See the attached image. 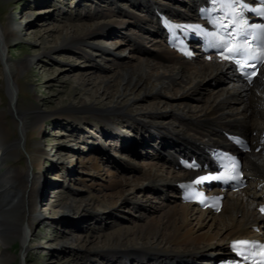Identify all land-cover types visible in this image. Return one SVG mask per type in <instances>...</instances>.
<instances>
[{
	"label": "bare ground",
	"instance_id": "6f19581e",
	"mask_svg": "<svg viewBox=\"0 0 264 264\" xmlns=\"http://www.w3.org/2000/svg\"><path fill=\"white\" fill-rule=\"evenodd\" d=\"M178 1L187 6L186 10L167 4L160 5L154 0H134L135 5H140L142 11L133 13L118 5L117 0H105L110 7L103 14L108 18L104 24H67L53 30L60 31L59 39L62 44L75 47L71 44H91L92 38L112 35L115 29L121 28L126 22L130 24L133 22L140 28L141 37L145 39L148 36H144L143 33L152 35V32L159 34L161 31L157 18L154 17L156 10L172 15L193 13L194 0L191 2L188 0L190 3L186 0ZM119 16L126 17L127 20L117 19ZM24 17L29 18L28 14ZM13 22L10 16L5 19L4 24L0 21V59L4 63L3 79L9 95L6 109L0 103V264H14L15 261L17 264H28L26 258L29 253L31 230L33 224L39 221L36 206L46 195L41 176L46 153L39 141H32L29 136L36 133L34 128L40 132L41 124L49 116L47 117L45 112L41 113L39 110L32 111L29 115L21 107L17 84L32 61L29 59L22 62L10 61L4 56L6 44L20 37L21 23L15 26ZM46 33L51 35L48 31ZM44 40L45 35H42L41 43L44 44ZM161 40L154 39L158 51L154 55L153 52H147V49L141 48L137 37L130 38L135 53L141 54L142 57L134 55L128 61H122L121 57L115 71L112 74L97 77V81H94L95 71L81 76L80 80L83 84L94 83L97 94L99 93L101 97H112L115 103L110 106L82 103L80 107L75 106L77 113L69 118L76 121V124L82 125L86 117L80 114L90 113L101 120L107 129H110L114 125V118L111 120L110 115L122 114L118 117L125 118L122 121L125 127L132 128L133 134L139 133L137 141H134V144L132 141L123 142L116 132L113 133L112 139L115 138L119 143L121 142L125 152H136L134 148L138 144L146 149L145 152L156 150L155 154L162 159L161 163L143 166L138 172H133L130 167L124 166V170L130 171V175L110 185L120 187L123 192L126 182H130L129 185L132 188H135V185H142L143 188L154 191L158 189L160 190L158 193L162 195L169 191L168 194L172 199L174 195L179 196L172 192L175 181L190 178L196 174V171L202 170V168L195 171L182 168L177 162L179 154H189L191 157L206 161L209 147L224 142L223 131H237L248 135L255 146L260 148L259 151L245 154L244 166L249 175L250 186L237 192H227L219 212L197 208L194 204L181 203L183 205H180L179 201V203H169L165 206L163 215L157 220L151 217L144 224H135L106 234L102 241L112 243V248L107 249L105 253L95 251V254L100 256L104 253L108 263L134 264L130 261L135 260L139 264H208L215 255L227 250L229 239L253 232L252 226L260 221L255 204L264 194V98H261L264 96V66L262 77L259 79L256 77L254 84L249 86L232 72L230 64L206 60L200 54L192 58L184 57L171 49L163 41L164 39ZM112 55L115 56V54ZM163 60H167L168 64ZM226 66H228L227 69H231L227 70ZM183 93V98L179 97ZM127 96L131 97L124 100L123 98ZM163 96H169L170 99L164 101ZM147 97L152 101L144 109L155 114L146 116L152 123H148V126L144 122L132 121L135 119L131 116L134 114L132 112L142 111L135 105ZM185 98H191L193 103L185 101ZM168 106H171L176 114L173 116V112H166L159 116L158 112ZM7 113L12 116L15 131L6 121ZM170 118L175 120L173 124ZM257 119L262 120L257 122ZM166 124L173 126V130H177L181 137L166 136L164 129H161V125L166 126ZM30 128L32 130H29ZM141 131L144 132V136H141ZM87 137L91 138L90 135ZM91 141L94 140L91 139ZM21 148L27 152V156L23 158L24 161L21 160L22 158L19 160ZM99 155L105 158L106 153L101 151ZM17 158L21 161L19 165L15 161ZM98 158H91L92 167L98 168ZM23 165L26 169H21ZM42 190L43 193H41ZM76 201L92 203L99 201V198L94 195L78 199L62 196L60 205L70 210L71 204ZM206 224L209 227L208 230L200 229ZM90 238L86 234L82 240L87 241ZM129 241L135 244L134 249L127 246ZM14 245H19V255H15L12 251ZM185 255L190 257L185 258ZM194 256L205 258L201 260Z\"/></svg>",
	"mask_w": 264,
	"mask_h": 264
},
{
	"label": "rangeland",
	"instance_id": "374dc122",
	"mask_svg": "<svg viewBox=\"0 0 264 264\" xmlns=\"http://www.w3.org/2000/svg\"><path fill=\"white\" fill-rule=\"evenodd\" d=\"M154 1L160 5L173 4L180 10L185 5L178 0ZM117 4L133 13L142 11L140 5H135L134 0H117ZM109 7L105 0H0V21L4 24L5 19L10 16L14 21L13 25L17 26L21 23L20 37L11 40L4 47L5 58L16 62L25 59L32 61L17 84L21 107L29 115L32 111L39 110L49 116L41 124L40 132L34 128L36 133L29 136L32 141H39L46 153L41 170L42 185L44 184L46 195L44 199H39L36 206L39 221L36 220L37 223L33 224L31 230L29 253L26 258L28 264H115L108 263V259L104 256L105 251L112 248V243L102 241L106 234L135 224H144L151 217L157 220L163 215L167 204L179 203L174 196L170 198L169 191L162 195L158 193L160 191L158 189L154 191L143 188L142 185H135V188H132L130 182H126L122 192L120 187L110 185L130 175V171L124 170V166L130 167L133 172H138L143 166L162 162L157 158L156 150L145 152L146 149L137 144L134 148L136 152H125L122 143L115 138L112 139L113 133L116 132L123 142L132 141L134 144V141H137L139 133L133 134L132 128L125 127V123H122L125 118L118 117L122 114L110 115L111 120L114 118V125L110 129L90 113L80 114L86 117L82 125L76 124V121L69 118L77 113L76 108L82 103H92L96 106L114 105L112 97H101L96 93L97 87L93 85L94 83L83 84L80 79L90 71H95L96 78L112 74L121 57L122 61L131 60L134 55L142 57L141 54L135 53L130 38L137 37L141 48L147 49V52L151 51L154 55L158 53L154 41L156 37L143 33L144 36H148L143 39L140 28L133 22L131 24L126 22L121 28L115 29V34L92 38L91 44H71L75 47L62 44L59 39L60 31L53 30L67 24L102 25L108 21L103 14ZM25 14H28V19L24 17ZM117 19L127 20L126 17L120 16ZM42 35H45L44 44L40 41ZM163 61L168 64L167 60ZM3 73L4 63L0 59V103L6 109L9 95ZM96 78L94 81L98 80ZM195 90L197 91L192 89ZM182 95L184 93L179 97ZM163 99L167 101L170 97L163 96ZM151 101L147 97L135 105L142 111L132 112L134 114L131 116H134L135 120H130L144 122L146 126L148 123L152 124L147 117L155 114L144 109L151 104ZM185 101L193 103L191 98H185ZM172 110V107L168 106L158 113L161 116L166 112H173ZM72 111L74 112L71 113ZM172 114L174 116L176 112ZM169 120L172 124L175 122L173 118ZM6 121L15 131L14 121L9 113L6 114ZM161 121L163 122L162 119ZM161 126L164 134L169 138L181 137L177 130H173V126L168 124ZM148 130L152 129L148 128ZM88 134L90 139L87 137ZM144 135L141 131V136ZM101 151L106 153L105 158L99 155ZM20 152L19 160L22 158L21 160L24 161L27 152L22 148ZM94 157H99L98 168L90 165V160ZM17 160L18 158L15 161L19 165L21 161ZM21 169H26L25 165L21 166ZM172 192L174 193L173 189ZM89 195L96 196L99 201L92 203L76 201L71 204L70 210L60 205L62 196L78 199ZM200 229L208 230L209 227L206 224ZM86 234L87 237H91L90 240H82ZM127 246L134 249L135 244L129 241ZM18 247L19 245H14L12 248L15 255H19ZM95 251L104 253L97 256ZM198 258L202 260L205 257ZM132 261L134 264L138 263L135 260H131L130 263ZM14 264H17L16 261Z\"/></svg>",
	"mask_w": 264,
	"mask_h": 264
},
{
	"label": "snow or ice",
	"instance_id": "6c2138e0",
	"mask_svg": "<svg viewBox=\"0 0 264 264\" xmlns=\"http://www.w3.org/2000/svg\"><path fill=\"white\" fill-rule=\"evenodd\" d=\"M228 51L231 53L233 50L232 49H229Z\"/></svg>",
	"mask_w": 264,
	"mask_h": 264
}]
</instances>
